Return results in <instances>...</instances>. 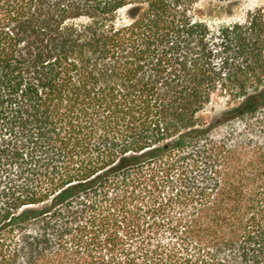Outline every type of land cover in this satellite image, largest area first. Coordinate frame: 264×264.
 I'll return each mask as SVG.
<instances>
[{
    "label": "trees",
    "instance_id": "trees-1",
    "mask_svg": "<svg viewBox=\"0 0 264 264\" xmlns=\"http://www.w3.org/2000/svg\"><path fill=\"white\" fill-rule=\"evenodd\" d=\"M241 1L0 0V264H264V17L203 7Z\"/></svg>",
    "mask_w": 264,
    "mask_h": 264
},
{
    "label": "rangeland",
    "instance_id": "rangeland-1",
    "mask_svg": "<svg viewBox=\"0 0 264 264\" xmlns=\"http://www.w3.org/2000/svg\"><path fill=\"white\" fill-rule=\"evenodd\" d=\"M208 10V20L215 24L229 23V22H243L247 19L249 13L259 11L264 17V0H243L233 4H215L204 6ZM208 15V16H209ZM224 105L219 102L212 110L207 111L204 116L211 120L217 116Z\"/></svg>",
    "mask_w": 264,
    "mask_h": 264
}]
</instances>
